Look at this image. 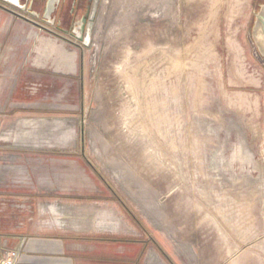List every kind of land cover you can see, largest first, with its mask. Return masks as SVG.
Instances as JSON below:
<instances>
[{
  "label": "rangeland",
  "instance_id": "374dc122",
  "mask_svg": "<svg viewBox=\"0 0 264 264\" xmlns=\"http://www.w3.org/2000/svg\"><path fill=\"white\" fill-rule=\"evenodd\" d=\"M263 4L98 0L89 46L13 6L50 60L22 87L48 108L0 118L17 227L65 264H264Z\"/></svg>",
  "mask_w": 264,
  "mask_h": 264
},
{
  "label": "crops",
  "instance_id": "0c3cea01",
  "mask_svg": "<svg viewBox=\"0 0 264 264\" xmlns=\"http://www.w3.org/2000/svg\"><path fill=\"white\" fill-rule=\"evenodd\" d=\"M42 28L18 14L12 5L0 0V111H4V114L0 113L2 120L7 119L14 110L48 108V99L33 103L22 94V87L27 78L31 77L34 68L39 71L49 68L50 60L43 58L42 46L47 43ZM70 55L61 57L56 54L52 60L51 72L64 74L66 69L74 68L75 57ZM56 77L59 78L58 75L53 76ZM28 123L37 122L25 121V124ZM15 194L13 190H0V197L11 198ZM1 204L3 203H0V264L9 250L20 252L15 264H65L62 246L58 243L55 245L52 240L49 242V238L42 235H31L27 227H17V223L23 222L26 215L11 206L1 207Z\"/></svg>",
  "mask_w": 264,
  "mask_h": 264
},
{
  "label": "flooded vegetation",
  "instance_id": "af4514ba",
  "mask_svg": "<svg viewBox=\"0 0 264 264\" xmlns=\"http://www.w3.org/2000/svg\"><path fill=\"white\" fill-rule=\"evenodd\" d=\"M96 0H28L26 9L33 16L53 23L58 31L71 34L80 33L82 25L90 23ZM64 34V35H63Z\"/></svg>",
  "mask_w": 264,
  "mask_h": 264
},
{
  "label": "water",
  "instance_id": "95a60500",
  "mask_svg": "<svg viewBox=\"0 0 264 264\" xmlns=\"http://www.w3.org/2000/svg\"><path fill=\"white\" fill-rule=\"evenodd\" d=\"M14 7H18L22 10L26 9V5L21 3V0H2ZM98 0H96V6H97ZM96 6L95 9L92 13L90 23L88 26H86V23L82 25V29L80 33H78L76 30H73L72 35H74L78 40L82 41L85 45L89 46L90 41H91V32H92V26H93V21L95 18V11H96ZM253 38L260 49V52L264 56V4L261 6L260 11L257 15L256 22L253 28Z\"/></svg>",
  "mask_w": 264,
  "mask_h": 264
},
{
  "label": "built area",
  "instance_id": "2783aa9c",
  "mask_svg": "<svg viewBox=\"0 0 264 264\" xmlns=\"http://www.w3.org/2000/svg\"><path fill=\"white\" fill-rule=\"evenodd\" d=\"M19 253L17 250H9L5 258L2 261V264H15V261L18 257Z\"/></svg>",
  "mask_w": 264,
  "mask_h": 264
},
{
  "label": "bare ground",
  "instance_id": "6f19581e",
  "mask_svg": "<svg viewBox=\"0 0 264 264\" xmlns=\"http://www.w3.org/2000/svg\"><path fill=\"white\" fill-rule=\"evenodd\" d=\"M238 150V149H237ZM248 152V151H247ZM234 155V154H233Z\"/></svg>",
  "mask_w": 264,
  "mask_h": 264
}]
</instances>
